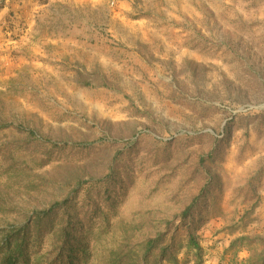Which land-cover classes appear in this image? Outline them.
Segmentation results:
<instances>
[{"label":"rangeland","instance_id":"374dc122","mask_svg":"<svg viewBox=\"0 0 264 264\" xmlns=\"http://www.w3.org/2000/svg\"><path fill=\"white\" fill-rule=\"evenodd\" d=\"M67 198L79 231L113 226L93 252L165 231L179 264L190 235L202 264L249 257L231 243L264 237V0H0V225Z\"/></svg>","mask_w":264,"mask_h":264},{"label":"trees","instance_id":"16d2710c","mask_svg":"<svg viewBox=\"0 0 264 264\" xmlns=\"http://www.w3.org/2000/svg\"><path fill=\"white\" fill-rule=\"evenodd\" d=\"M34 135L33 131H29ZM68 198L55 202L50 208L35 210L28 220L22 224L9 223L0 225V264H179L176 257V246L170 232H157L155 236L142 241H133L128 235L123 241H117L109 247L92 251L86 231L100 237L110 233L113 226L110 222L97 227L91 225L79 231L73 221V213L69 211ZM196 203L184 211L188 215ZM64 211L60 222L49 226L52 243L44 249V227L41 223ZM31 226L38 227L33 234ZM128 232V229L126 230ZM241 243L250 246V255L241 264H264V237L241 236L231 243L234 248ZM187 247L194 251V264H202L203 248L197 239L190 235ZM94 254V255H93Z\"/></svg>","mask_w":264,"mask_h":264}]
</instances>
